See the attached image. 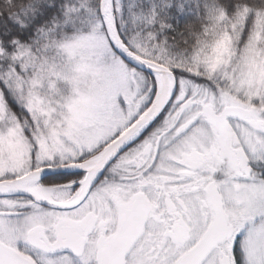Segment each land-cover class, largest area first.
<instances>
[{"label":"snow or ice","instance_id":"1","mask_svg":"<svg viewBox=\"0 0 264 264\" xmlns=\"http://www.w3.org/2000/svg\"><path fill=\"white\" fill-rule=\"evenodd\" d=\"M0 264H264V0H0Z\"/></svg>","mask_w":264,"mask_h":264}]
</instances>
